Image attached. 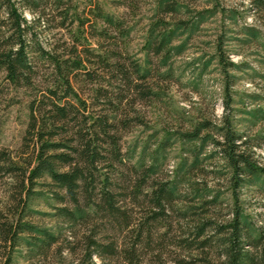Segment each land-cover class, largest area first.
Returning <instances> with one entry per match:
<instances>
[{"label": "trees", "instance_id": "1", "mask_svg": "<svg viewBox=\"0 0 264 264\" xmlns=\"http://www.w3.org/2000/svg\"><path fill=\"white\" fill-rule=\"evenodd\" d=\"M250 4L256 14H264V0ZM90 5L89 18L79 20L81 31L71 34L65 53L52 44L44 49L35 30L41 32L52 21L56 29L72 26L76 21L70 7L63 8L61 0H0V71L11 85L35 92L28 103L21 152H0V175L9 180L0 210L2 264H12L18 249L29 258L50 253L54 264H66L67 259V264H214L209 256L221 264H264V233L243 212L238 193L251 182L264 188V168L254 158L255 137L236 130L229 116L219 124L202 119L177 139L170 135L155 140L152 150L145 145L138 164L128 167L124 177L118 173L132 157L121 153L118 133L142 125L136 104L155 101L160 92L151 82L149 54L143 66L125 54L133 27L105 14L99 3ZM20 8L32 15V21ZM180 10L170 0H159L156 15ZM205 19L202 12L194 24L177 20L170 27L159 18L147 51L167 67L186 44L174 42L196 31ZM160 25L163 28L156 31ZM251 36L257 41L258 31L252 30ZM261 46L264 50V43ZM217 51L223 74L237 68ZM39 65H46L50 73L42 89L37 82ZM226 76L231 81L232 76ZM81 83L91 84L88 100L81 97ZM224 106L227 109L229 102ZM240 112L247 127L264 125L263 111ZM177 141L182 161L162 180L167 148ZM214 157L221 158L224 178L230 181L233 206L226 221L218 220L222 195L213 194L214 186L207 182L191 178L202 172L203 160ZM44 193L52 203L50 216L69 228V236L60 226L51 231L26 220L40 214L33 205ZM133 210L141 214L135 218ZM173 217L180 235L171 239ZM79 226L84 231L78 236ZM160 226L164 233H158ZM168 240L171 249L164 244Z\"/></svg>", "mask_w": 264, "mask_h": 264}, {"label": "rangeland", "instance_id": "2", "mask_svg": "<svg viewBox=\"0 0 264 264\" xmlns=\"http://www.w3.org/2000/svg\"><path fill=\"white\" fill-rule=\"evenodd\" d=\"M61 1L63 8L70 7L76 22L66 29L53 28L57 23L53 21L45 29H41V32L36 28L39 45L44 49H48L52 44L61 46L60 51L67 53L71 44V34L81 31L77 28L79 20L89 18L90 4L97 2L105 14L124 21L126 28L133 27L124 44L127 52L125 54L142 66L149 54L150 66L153 69L151 82L160 92V97L152 102L136 104L143 124L118 133L121 153L127 156L132 153V157L126 158L125 166L118 171L123 173L121 177L127 175L128 167L138 164L145 145L152 150L156 145L155 140L161 141L170 135L177 139L180 133L188 131L190 126L202 119L219 124L224 115L230 117L236 130L245 132L251 138L255 137L252 141L254 158L258 165L264 168V125L247 127L240 112L250 110L264 112V50L261 46L264 43V14H256L250 0H170L180 7V12L171 15L158 13V16L156 7L159 0ZM20 12L27 21H32V15L27 10L20 8ZM202 12L206 15V19L199 24V28L190 35L187 32L174 42V45H177L186 40L181 53L173 55L167 67L160 66L159 57L148 52L146 48L149 35L154 31L159 18L170 23V27H173L177 20L187 21L188 25H191L196 22L197 16ZM162 28L163 26L160 25L156 31H161ZM252 30L258 31L257 41L251 36ZM103 44L106 46L109 43L103 42ZM218 49L221 50L223 59L236 65L237 68L228 69L227 73L223 74L218 65ZM125 62L128 64L127 60ZM204 65H206L205 68H203ZM39 66L37 82L38 87L42 89L47 84L46 80L50 73L46 65ZM97 73L101 74L100 77L103 76L100 69ZM166 73L169 76H164ZM157 74L162 76H156ZM226 75L232 76L231 81H228ZM80 85L84 92L81 93V97L85 100L90 99L91 84L81 83ZM34 94L35 92L28 88L11 85L5 74L0 71V152L3 151L12 156H18L21 152L28 122V103ZM102 101L106 102V100ZM226 101L229 102L227 109L224 106ZM257 137L260 139L258 140ZM210 150L211 146L207 148L205 154L207 155ZM166 155L163 170L159 173V178L162 180L182 161L180 142L170 145ZM145 161L148 163L147 158ZM200 167L202 172H195V175L191 177L192 181H204L214 186L213 194L222 195L221 208L217 209L218 220H228L233 199L230 195V181L224 178L226 170L223 161L221 158L214 157L203 160ZM213 171L222 172V174L214 175ZM8 181L7 177L0 175V210L7 200ZM262 183L264 184V180ZM261 185L248 183L238 193L243 212L253 226L264 233V188ZM37 200L33 207L40 214L29 215L26 220L51 231L60 226L64 229L65 235L69 236V228L50 216L52 203L49 196L44 193ZM140 214L138 210H133V217L137 218ZM175 219L176 217L172 218L173 228L168 234L171 239L180 235ZM162 227L158 228V233H164L165 228ZM75 231L79 236L84 228L79 226ZM123 234L126 235L125 232ZM164 244H168V249L173 247L169 245V240ZM1 252L0 246V255ZM209 258L214 264H221L214 257L209 256ZM54 261L50 253L47 257L29 258L25 255L24 249H18L12 264H54ZM68 262L69 259L66 260V264ZM0 264H2L1 260Z\"/></svg>", "mask_w": 264, "mask_h": 264}]
</instances>
